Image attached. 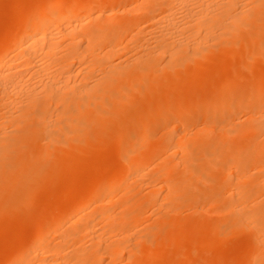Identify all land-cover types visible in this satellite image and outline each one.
Listing matches in <instances>:
<instances>
[{"label": "bare ground", "instance_id": "bare-ground-1", "mask_svg": "<svg viewBox=\"0 0 264 264\" xmlns=\"http://www.w3.org/2000/svg\"><path fill=\"white\" fill-rule=\"evenodd\" d=\"M2 11L0 212L10 186L63 189L0 264L207 263L240 242L264 264V0Z\"/></svg>", "mask_w": 264, "mask_h": 264}, {"label": "rangeland", "instance_id": "rangeland-1", "mask_svg": "<svg viewBox=\"0 0 264 264\" xmlns=\"http://www.w3.org/2000/svg\"><path fill=\"white\" fill-rule=\"evenodd\" d=\"M10 1H12V0H0V29H1V25H2V22H3V19H5V13L2 11V8L4 7V4L5 3H8V2H10ZM174 85V84H173ZM171 87H174V88H171L169 91L171 92V93H175V91H176V89L175 88H177L178 86L177 85H174V86H171ZM264 93V92H263ZM258 95H259V97H260V93H258ZM242 115V114H241ZM243 116V115H242ZM241 116V117H242ZM240 117V116H239ZM240 117V118H241ZM235 118H237L238 119V117H235ZM237 119H235V120H237ZM220 120V122H222V120H223V123H225V120L224 119H218V121ZM240 120H242V118L240 119ZM238 121V120H237ZM235 122V121H234ZM193 127V126H192ZM160 128L161 127H159V131H160ZM190 128V127H189ZM191 129H193V128H191ZM157 131L158 132V134L160 135V133H162V131ZM156 132V133H157ZM157 134V135H158ZM84 150H85V148H84ZM91 153V154H90ZM95 153V154H94ZM89 154L91 155V156H89ZM89 154H86V156L85 155H83L82 156V154H81V156H80V158H83V161H88V159L90 158V159H92L93 161H94V159H95V162H96V165L97 166H95V168H97L98 166H100V164H102L103 162H106V158L104 157V156H97V153L94 151H90L89 152ZM85 156V157H84ZM95 156V157H94ZM89 157V158H88ZM199 159V158H198ZM209 165V164H208ZM205 166L206 167H208L207 166V164H205ZM82 172H80L79 174H78V177L80 178V177H82ZM86 176V175H85ZM84 175H83V177H85ZM82 177V178H83ZM124 178H126V176H124ZM61 182H57V181H54L53 183H51V184H49L47 187H44V188H39V189H37V190H33L32 192H27V191H16V187L15 186H10L9 187V189L7 190V193H5L4 194V197H5V199H2V200H4L5 201V203H6V205H5V203H3L4 204V207L1 209V210H3V211H1L0 212V261L2 260V258L4 257V255H5V253H6V249H7V246L9 245V243L11 242V240L12 239H16L17 238V236L19 237V236H21V234L22 235H24V234H26V232L29 230H31V225H32V222H30V216H31V218H37V216H38V214L39 213H42V212H44V211H46V210H48L47 211V213L49 214L50 213V216H52L54 213L52 212V211H55V207H53L52 208V211H51V207H52V204L51 203H53V205H54V202L55 203H57V201H55L54 199H55V197H57V199H58V204H57V206H59V204H60V199H59V197L57 196V195H59V196H61V192H62V189H63V187H61L62 186V184H60ZM77 186H79V184L77 185ZM202 186V185H201ZM203 186H207V185H204L203 184ZM60 187V188H59ZM208 187V186H207ZM77 188H79V187H77ZM60 191V192H59ZM58 192V193H57ZM15 193V194H14ZM30 193V194H29ZM43 196H42V195ZM52 194H55V196L54 195H52ZM28 195V196H27ZM32 195V196H31ZM15 196V197H14ZM38 196V197H37ZM13 197V198H12ZM29 197V198H28ZM31 197H32V199H31ZM52 197H54V198H52ZM51 198V199H50ZM8 199H11V200H8ZM30 199V200H29ZM8 200V201H7ZM23 200V201H22ZM3 201V202H4ZM10 201V202H9ZM53 201V202H52ZM34 202V203H33ZM44 203V204H43ZM47 204V206H50V208L49 207H47V206H44V205H46ZM64 203H69L68 201L67 202H64ZM62 204V203H61ZM9 205H10V208H8L9 207ZM22 207H24L23 209H22ZM46 208V209H45ZM188 208V207H187ZM185 209L186 208H184V209H181L180 211H183V213L181 214V215H183V214H186L187 212H188V210H186L185 211ZM51 211V212H50ZM185 211V212H184ZM11 212V213H10ZM7 214V215H6ZM37 214V215H36ZM25 215V216H24ZM41 214H39V216H40ZM38 216V217H39ZM184 216V215H183ZM34 219V220H35ZM23 221L25 222V224L23 223ZM32 221V220H31ZM20 225H21V227H20ZM23 226V227H22ZM20 228H22V229H20ZM7 231V232H6ZM14 239V240H15ZM14 240H12V241H14ZM240 241V240H239ZM233 242V241H232ZM235 242V241H234ZM230 244V243H229ZM228 246V245H227ZM237 246V245H236ZM235 245H234V249H233V251H232V247L231 248H228L229 250H230V252H229V250L227 249V251L226 252H228V255H227V253L225 254V251H223L224 249H226V245H225V248L224 249H222L221 250V248H219V250H221L222 252H216L217 250L216 249H218V247L215 249V253H213V254H216V256L218 255V254H221L220 255V257L222 256V255H224V256H222V257H224V258H221V259H224V260H221L220 258H219V260H214L213 258H210V257H212V256H210L209 257V259L207 260L206 259V261H207V263H209V260L210 259H212L211 260V264H221V263H223V264H229V262L233 259V264H238V263H242L243 262V260L241 259V258H243L244 256H246V254H244V252H245V250L246 249H243V248H239L240 246H241V242H240V245H239V247L237 246L236 247ZM243 247V246H242ZM245 248V247H244ZM174 249H176V248H174ZM180 248H178V250H179ZM214 249H212V250H210L208 253H206V254H209L211 251H214ZM218 250V251H219ZM239 250H241V251H239ZM243 250V251H242ZM172 251L173 252H175L173 255H175L178 251H177V249L176 250H173L172 249ZM200 251V250H199ZM232 251V252H231ZM237 251V255H234V254H236V253H234V252H236ZM243 252V254H242V256H241V253ZM183 252H181V254L180 253H178V255H176V257H175V259L174 258H172V259H174V260H176V258L180 261V262H176V261H173V262H176V263H174V264H187V262H189V264H190V262H192V264H207L206 262H204L205 260H204V258L203 257H201L200 255L203 253L202 251H200V252H198V250L194 253V252H192V254L190 253H188V254H182ZM201 253V254H200ZM234 253V254H233ZM246 253H247V251H246ZM180 254V255H179ZM194 254H196V257H193L192 255H194ZM240 254V255H239ZM172 255V254H171ZM181 255H184V256H182L183 258L180 260V256ZM226 255L228 256V257H230L231 258V260H229L228 259V257H227V259H226ZM232 255H234V256H232ZM193 258L192 260H190L191 259V257ZM199 256V257H198ZM203 256V255H202ZM235 256H238V257H240V258H238V260L235 258ZM179 257V258H178ZM187 257V258H186ZM214 257V256H213ZM217 257H219V256H217ZM184 258L187 260H185V261H183L184 260ZM190 258V259H189ZM197 258V259H196ZM215 259H217L216 257H214ZM235 258V259H234ZM195 259V260H194ZM199 259V260H198ZM204 260V261H202V260ZM190 260V261H189ZM201 260V261H200ZM235 260L236 261H238V262H235ZM216 261V262H215ZM219 261H222V262H219ZM202 262V263H201ZM213 262H215V263H213ZM171 264V263H170Z\"/></svg>", "mask_w": 264, "mask_h": 264}]
</instances>
